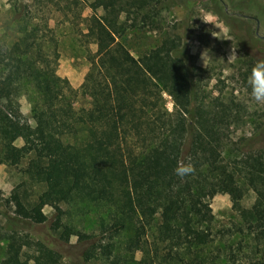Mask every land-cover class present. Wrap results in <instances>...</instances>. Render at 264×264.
<instances>
[{"label":"trees","instance_id":"1","mask_svg":"<svg viewBox=\"0 0 264 264\" xmlns=\"http://www.w3.org/2000/svg\"><path fill=\"white\" fill-rule=\"evenodd\" d=\"M50 1L72 24L84 19L80 37L95 50L73 87L56 72L49 16L40 22L12 6L13 29L0 37V161L22 175L5 198L14 215L35 222L50 207L51 233L61 241L81 234L90 240L83 260L99 264H264L251 259L264 244V126L250 159L223 161L227 104L201 101L177 34L140 56L120 40L131 25L156 21L155 0H92L85 18L80 0ZM22 95L31 122L19 126L17 145L7 114ZM188 160L194 173L176 176ZM217 193L229 195L232 216L213 232ZM86 214L95 230L83 228ZM3 239L0 264H60L55 248L28 233L9 230Z\"/></svg>","mask_w":264,"mask_h":264},{"label":"rangeland","instance_id":"2","mask_svg":"<svg viewBox=\"0 0 264 264\" xmlns=\"http://www.w3.org/2000/svg\"><path fill=\"white\" fill-rule=\"evenodd\" d=\"M80 2L81 14L85 18L92 11V0ZM14 4L40 22L49 16L48 33L55 38L58 50L55 56L56 72L77 87L88 67L87 54L95 50L93 44H86L80 37V30H85L84 19L79 25L72 24L71 19L66 20L54 9L50 0H0V37L13 29L10 10ZM151 8L157 12L156 21L144 27L131 25L122 33L120 40L131 54L140 56L158 47L164 37L177 34L180 48L185 51L188 62L195 66L201 101L213 105L218 102L227 104L230 115L222 149L223 161L229 163L233 159H250L254 147L260 143L256 140V131L264 126V105L250 102L247 85L248 74L257 58L264 60V0H155ZM100 11L98 8L97 13ZM233 53L235 59L229 58ZM162 95L164 108L172 111L174 103L170 95L165 92ZM18 101V106L7 117L13 121L10 132L13 142L20 145L22 141L17 135L18 128L24 120L31 122V102L26 95L20 96ZM21 179L19 167L6 166L0 161V261L4 256V233L15 230L28 233L55 248L60 253V264H99L97 260H83L82 252L90 240L81 234L61 241L51 233L49 226L54 212L50 207L45 206L37 213L34 221L39 223L14 215L12 206L5 198ZM252 198V193L248 192L244 202L249 204ZM209 202L214 214L211 229L216 232L231 219L229 195L217 193ZM85 216L88 217L87 214ZM74 218L78 222V215H74ZM88 218L89 221L82 222L83 228L95 230L92 217ZM247 248L244 247L245 250ZM254 250L255 255L251 259L264 262V244ZM236 264L248 263L244 262L243 257Z\"/></svg>","mask_w":264,"mask_h":264},{"label":"clouds","instance_id":"3","mask_svg":"<svg viewBox=\"0 0 264 264\" xmlns=\"http://www.w3.org/2000/svg\"><path fill=\"white\" fill-rule=\"evenodd\" d=\"M235 56L233 53L229 58L235 59ZM247 85L250 89V102L255 105H264V60H257L253 64L247 77ZM194 171V165L190 160L178 163L174 169L175 175L181 178L193 174Z\"/></svg>","mask_w":264,"mask_h":264}]
</instances>
